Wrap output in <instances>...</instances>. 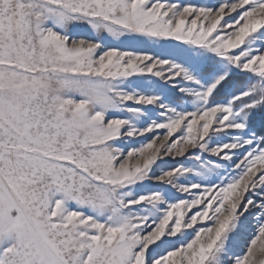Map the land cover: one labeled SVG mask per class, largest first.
<instances>
[{"label": "snow or ice", "instance_id": "snow-or-ice-1", "mask_svg": "<svg viewBox=\"0 0 264 264\" xmlns=\"http://www.w3.org/2000/svg\"><path fill=\"white\" fill-rule=\"evenodd\" d=\"M0 264H264V0H0Z\"/></svg>", "mask_w": 264, "mask_h": 264}]
</instances>
